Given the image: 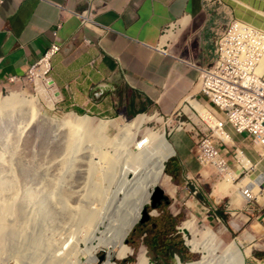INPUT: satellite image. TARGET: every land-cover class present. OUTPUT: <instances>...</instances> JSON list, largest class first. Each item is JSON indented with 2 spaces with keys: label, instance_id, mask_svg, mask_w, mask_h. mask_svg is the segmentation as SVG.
I'll list each match as a JSON object with an SVG mask.
<instances>
[{
  "label": "crops",
  "instance_id": "crops-1",
  "mask_svg": "<svg viewBox=\"0 0 264 264\" xmlns=\"http://www.w3.org/2000/svg\"><path fill=\"white\" fill-rule=\"evenodd\" d=\"M223 2L218 11L217 6L204 8L203 0H0V88L27 76L51 46L54 32L61 25L58 36L62 50L53 59L50 74L59 109L125 118L153 112L176 113L186 100L190 107L197 102L186 98L191 76L197 75L198 79L195 66L203 67L214 60L216 31L226 21L235 18L264 32V0ZM86 10L91 11L101 28L84 27L73 15L74 11ZM175 25H180V29L169 37L176 39L181 30L199 37L198 52L192 60L163 46L167 29ZM85 39L92 44L87 45ZM261 72L264 73V57ZM231 131L241 161L236 158L237 150L234 155L222 152L233 171L225 178L213 167L198 163L193 151L195 144L188 143L182 133L172 138L167 171L173 178L185 179L188 187H171V193L176 197L181 192L185 194V205L196 209V213L207 214V219H220L218 211L229 218L241 213L246 221L255 214L257 226L264 231V149L232 128ZM224 134L232 143L231 137ZM249 169L257 176L253 189H260L258 196L251 189L255 195L252 204H247L244 186H236ZM199 177L202 185L193 195L191 179ZM170 214L172 218L164 213L161 229L150 233L146 240L156 264H170L180 258L171 247L182 248L185 260L191 256L185 238L188 230L179 226L174 229L179 212ZM234 221L238 224L233 225ZM234 221L230 223L233 231L244 225ZM167 222L171 231L163 228ZM263 257L264 253L260 261H264Z\"/></svg>",
  "mask_w": 264,
  "mask_h": 264
},
{
  "label": "rangeland",
  "instance_id": "rangeland-1",
  "mask_svg": "<svg viewBox=\"0 0 264 264\" xmlns=\"http://www.w3.org/2000/svg\"><path fill=\"white\" fill-rule=\"evenodd\" d=\"M173 27L174 29L166 33V41L163 42V46L167 45L171 50H175L192 60L193 55L198 52L199 37L193 34L191 36L188 32L187 34L184 33V30H181L176 39H173L169 36L176 33L180 29V25ZM169 39L173 42H169ZM189 73L192 74V71L190 70ZM191 77L193 80H190L189 92L186 98L196 100L210 112L211 107L208 105L206 98L199 92L197 75ZM53 88L52 83L48 86L47 83L45 85V82L40 83L34 80L21 79L0 88V104L5 98L20 95L27 98H39L41 110L47 113V117L60 120L69 114L90 116L96 120H122L129 123H141L144 119L145 123L134 146L136 150L143 145L147 136L153 141H158L164 137L170 144L172 138L178 133H182L187 138L188 143L193 145L196 140L195 132L202 135V130L207 128L195 107L199 103H193L190 107L186 100L182 103L179 111L173 114L165 115L153 112L145 113V115L140 114L142 115L140 117H137L139 116L137 115V118L103 117L59 109L58 99L55 98ZM211 113L218 120L223 119V115L220 113L215 111ZM23 120L21 114L12 115L7 112H0V216L2 217L0 225L3 220L4 227L2 240L0 241V264H38L40 262V264H59V260L64 257L82 256V251L86 250L89 245V238L95 230L96 225L89 227L77 216L78 209L83 212V216L95 214L97 219L110 220L114 218V209L121 198L123 190L124 170L131 160L129 152L125 148L122 149L119 142L114 145L111 143L104 144L97 136L90 139L84 133L82 142L76 151L68 157L67 163L62 165V159L66 155L67 134L70 130L59 125L58 122L52 123L50 120L41 119L33 124L30 131L20 137V129L25 124ZM181 124H184L182 128ZM226 132L230 135L232 143L221 142L219 148L223 154L230 152L231 155H234V151L237 150V147L233 145L235 134L231 131V127H227ZM170 152L171 145L167 151L160 155V158L165 162L164 176L171 178L170 182L173 188L180 186V184L188 187L185 179H176L167 173V165L171 159ZM104 155L109 156L110 161L108 163L104 160ZM239 168L241 169V167ZM252 173V169L247 170L238 181L241 183L236 184V186H240L247 178L257 177ZM213 174L216 175L215 172ZM163 184L164 180L162 179L158 187H162L171 204L168 206L167 202L164 201L159 206L160 208L154 209L152 207L153 200L151 199L145 208L149 213L150 220L147 222V230L144 233H152L150 229L154 224H160L165 212H179L181 218L177 225L188 230L187 244L191 256L185 261L179 258L170 264H179L178 260L182 264L202 261L204 255L195 252L190 243L196 241L210 244L211 236H214V234L208 231L215 229L220 223L227 228L230 237L219 246L221 247L220 252L217 253L219 259L229 256L245 238L253 237L254 241L250 246L242 247L243 254H247V252L250 254L246 258L245 264L264 262L259 259L264 253V231L260 226H257L258 222L255 219V214H253L251 220L247 221L241 213L236 214L233 218L228 216L226 224L222 220L207 219L205 217L208 216L207 214L204 215L203 212L196 213V209L194 210L185 205L188 199L185 194L181 192L180 196L176 197L174 193L163 187ZM258 191L255 192L257 196L259 195ZM6 202H13L12 206L15 207L13 212L15 213H12V215L5 212L3 208V206L5 207L3 204H6ZM71 214L72 217H70ZM236 219L244 225L241 229L233 231L234 228H231L230 223ZM235 222H233V225ZM187 223L190 226L185 225ZM139 224H141L140 221L134 226L127 238V241L133 242L130 244L127 242V244L134 250V254L130 255V258L116 263L136 264L137 255L141 250H145V252L147 251L146 255L149 263L156 264L153 261L154 259L150 257V250L144 243L146 235L144 233L134 235L133 233ZM159 229H161V226H159ZM166 230L171 231V229ZM218 242L219 237L215 239L214 243L217 244ZM102 256L106 259L107 252L102 251L99 254L101 261Z\"/></svg>",
  "mask_w": 264,
  "mask_h": 264
},
{
  "label": "bare ground",
  "instance_id": "bare-ground-1",
  "mask_svg": "<svg viewBox=\"0 0 264 264\" xmlns=\"http://www.w3.org/2000/svg\"><path fill=\"white\" fill-rule=\"evenodd\" d=\"M263 57L264 52L259 64L258 74H264L261 72ZM39 104L40 100L37 97L27 98L17 95L5 98L2 104H0V112H7L12 115L16 113L21 114L25 124H23L22 129H20V137L30 131V129L33 128V124L41 119L46 121L50 120L52 123L58 122L59 125L70 130L67 134L68 141L65 144L67 147L66 155L65 158L62 159V165H65L68 161V157L76 151L82 142V136L84 133L87 134L90 139L97 136L104 144L111 143L114 145L116 142H119L121 148H125L129 152L131 160V162L126 165L124 170L123 190L121 192V198L119 197L120 199L118 204L114 209V218L110 220L105 218L97 219L95 214H87L83 216V212L78 209L77 216L89 227L96 225L95 230L89 238V245L86 247V250L84 252L82 251V256H74L70 258L64 257L59 260V264H118L116 262L130 258L129 256L134 254V250L128 246L127 238L134 226L142 218L146 206L152 199L153 192L159 186L162 179L164 180L163 187L167 188L169 191L172 189L170 182L171 178L169 176H164L165 162L160 158V155L169 149V142L164 137L158 141H153L149 136H147L143 145L136 150L134 146L145 123L144 119L141 123H129L122 120H96L90 116L69 114L68 116L66 115L67 117L60 120L54 117H47V113H44L41 110V104ZM195 107L202 120L216 130L219 137L231 143L228 136H226L224 132L219 129L218 119L211 114L205 106L197 104ZM104 160L108 163L110 161L109 156L104 155ZM254 180L255 178H247L245 181L246 183L244 182L240 186H248L253 192H256L252 187ZM12 203L13 202H6V204H3L5 207L2 205L5 212L8 214L11 213L10 215L15 213L13 212V208L15 207L12 206ZM72 216L73 215L71 214L70 217ZM1 218L2 217L0 216V219ZM185 225L190 226L189 223ZM0 226L1 241L4 229L3 220ZM208 232H212L214 234V236H211L210 244L198 243L196 241H192L190 243L195 252H199L204 255L202 261L191 264L246 263V258H248L250 254L248 252L247 254H243L242 247L252 243V240L243 241L240 245L236 246L229 256L219 259L217 257V253L220 252L221 249L219 246L222 242H224V240L230 237V233L221 223L215 229L209 230ZM217 237H219V242L216 244L214 241ZM68 249L70 250V248ZM102 251L107 252L106 259L104 257V260H102L103 262L99 258V254ZM146 253L147 251L145 252V250H141L139 252L136 264H150Z\"/></svg>",
  "mask_w": 264,
  "mask_h": 264
},
{
  "label": "built area",
  "instance_id": "built-area-1",
  "mask_svg": "<svg viewBox=\"0 0 264 264\" xmlns=\"http://www.w3.org/2000/svg\"><path fill=\"white\" fill-rule=\"evenodd\" d=\"M223 1L203 0V6L206 9L217 6V10L220 11L224 5ZM73 15L84 27L101 28L90 10L74 11ZM60 28L61 25H58L53 43L39 62L31 67L24 79L45 82V85L47 83L50 86L52 62L62 50L58 36ZM172 29L174 27L167 29L166 33ZM263 39L264 32L261 30L244 21L231 18L216 31L214 60L206 66L195 68L199 72V92L211 107L210 113L215 111L223 115V119L218 120L219 129L226 132L230 126L235 133L250 138L253 143L264 149V74H258L264 52ZM85 42L87 45L92 44L87 39ZM20 80L14 79L12 82ZM204 125L207 128L202 130V135L195 132L196 160L202 167H213L223 177L231 175L233 171L229 161L219 148L220 143L224 141L208 123L204 122ZM183 126L184 124H181V128ZM239 152L237 150L236 158ZM191 183L194 187L193 195H196L202 185V179L193 178ZM243 194L247 204H252L255 195L248 186L244 187ZM185 238L187 241L188 237Z\"/></svg>",
  "mask_w": 264,
  "mask_h": 264
},
{
  "label": "trees",
  "instance_id": "trees-1",
  "mask_svg": "<svg viewBox=\"0 0 264 264\" xmlns=\"http://www.w3.org/2000/svg\"><path fill=\"white\" fill-rule=\"evenodd\" d=\"M167 173H168V171H167ZM169 174V173H168ZM170 175V174H169ZM167 204H168V206L171 204V201L170 200H168V202H167ZM161 206V205H160ZM158 208H160V207H158ZM165 212V211H164ZM166 213V212H165ZM218 215H219V217H220V219L226 224L227 223V219H228V216L227 215H225L224 213H222V212H220V211H218ZM167 217H169V218H172V215L170 214V212H167ZM180 215L176 218V219H174V229H175V227L176 226H178L177 225V222L180 220ZM147 226H148V224H147V222L146 223H141V224H139L138 225V227H136L135 229H134V231H133V233H134V235H137V233H144V231L145 230H147ZM157 229H159V224H154V226L150 229V231L152 232V233H154ZM165 229H171V225L170 224H168V222L165 224ZM147 233V232H146ZM151 233V234H152ZM149 236V233H147V236H146V240H147V237ZM145 240V245L147 246V241ZM129 244L130 243H133L132 241H130V240H128L127 241ZM171 250H173L175 253H177L178 255H179V257H180V259L182 260V261H185V256H184V253H183V249L182 248H180V247H171L170 248ZM264 258V257H263Z\"/></svg>",
  "mask_w": 264,
  "mask_h": 264
},
{
  "label": "water",
  "instance_id": "water-1",
  "mask_svg": "<svg viewBox=\"0 0 264 264\" xmlns=\"http://www.w3.org/2000/svg\"><path fill=\"white\" fill-rule=\"evenodd\" d=\"M152 207L154 209H157L164 201L168 202L169 198L166 196L165 191L161 187H157L156 190L153 192L152 195ZM150 220L149 213L147 209L144 210L142 218L140 219L141 223H146ZM101 259H104V256L101 257ZM178 263L180 264L181 261L178 260Z\"/></svg>",
  "mask_w": 264,
  "mask_h": 264
}]
</instances>
